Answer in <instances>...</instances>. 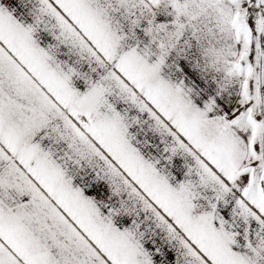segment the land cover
<instances>
[{
  "label": "snow or ice",
  "instance_id": "snow-or-ice-1",
  "mask_svg": "<svg viewBox=\"0 0 264 264\" xmlns=\"http://www.w3.org/2000/svg\"><path fill=\"white\" fill-rule=\"evenodd\" d=\"M0 264H264V0H0Z\"/></svg>",
  "mask_w": 264,
  "mask_h": 264
}]
</instances>
